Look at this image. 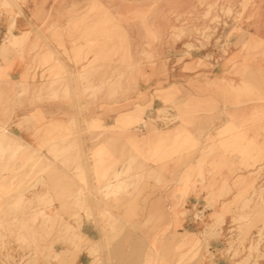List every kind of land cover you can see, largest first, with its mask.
Returning <instances> with one entry per match:
<instances>
[{"label": "rangeland", "instance_id": "obj_1", "mask_svg": "<svg viewBox=\"0 0 264 264\" xmlns=\"http://www.w3.org/2000/svg\"><path fill=\"white\" fill-rule=\"evenodd\" d=\"M29 3L0 0V13ZM56 10L47 30L60 51L30 48V30L0 34V49L31 60L2 90L12 107L0 102V264H75L81 211L138 264L160 250L162 264H264V0ZM13 237L29 257L15 259ZM59 243L74 251L54 253Z\"/></svg>", "mask_w": 264, "mask_h": 264}, {"label": "crops", "instance_id": "obj_2", "mask_svg": "<svg viewBox=\"0 0 264 264\" xmlns=\"http://www.w3.org/2000/svg\"><path fill=\"white\" fill-rule=\"evenodd\" d=\"M75 2V0H74ZM65 0H30L28 5L22 6V14L21 15H12L10 13L1 12L0 13V34L12 31L15 35L20 36L22 33H27L30 30V38L33 39V43L30 40V48L35 44V41H38V45L44 47L42 50H56L60 51L61 48L58 45L50 43L49 37L54 36L53 33H48L47 25H50V21L60 20L63 17L60 15L61 11H57L61 9V4L63 5ZM51 5H53L51 7ZM57 6V8H56ZM13 25V28L11 27ZM11 27V30H10ZM40 31V32H39ZM61 30H59V34ZM39 37V38H37ZM8 46V45H6ZM32 49H30L31 51ZM38 48L35 51H40ZM41 50V51H42ZM31 65L30 56L28 51L24 54H21L20 51L14 47H10L8 49H0V102L2 105L6 103V105H11V101H9L8 95L2 92V90L9 89L11 85H18L23 81V77L25 73L28 71ZM10 100H16L11 95ZM17 102V100H16ZM12 107V105H11ZM18 107L15 104L14 110ZM2 111V109H1ZM13 112V111H12ZM12 112L8 115H12ZM2 114V112H0ZM15 128V131L21 133V135L27 131V129L22 127H14V125H10V128ZM17 136V135H16ZM28 140V137H27ZM29 141V142H28ZM27 143L30 144V140ZM77 183H80L78 179ZM162 192L156 191L154 194V206H161L162 202ZM110 203V202H109ZM113 205V202L110 203ZM108 205L106 206L107 210H112L114 213V208ZM76 211L71 210V216ZM64 219H69L70 221L76 223L66 211L62 212ZM81 223L79 225L80 231L82 235L86 236L88 239L82 244V250L79 253H74L75 264H138L139 260L144 259L143 255H140L139 252L132 253L129 248H125V241L123 239H119L116 243H108L106 239V235L103 233L104 223L100 221V217L97 212L90 217L86 214L85 211L80 212ZM173 216V215H172ZM123 219V218H121ZM178 219V218H177ZM176 217H172L170 221V228L179 226ZM22 224V223H21ZM21 224L16 227H12L14 229V233H19L18 230ZM184 225V223H182ZM27 228V238L28 243H30V219L27 217L26 224ZM16 235V234H15ZM14 235V236H15ZM17 237L12 238L11 245L13 246V255L15 259H19L23 255L26 257L30 256V249H22L20 248L23 244L19 243L16 240ZM101 241V242H100ZM156 243V242H155ZM122 245L121 249L120 246ZM123 248V249H122ZM69 251L72 252L71 245L64 244H56L54 246V253L58 254L59 252ZM152 254V253H151ZM154 255V264H162L160 260L163 259V251L160 252L154 251L152 254ZM224 255H221L223 258ZM3 258V254H0V259ZM153 258V257H152ZM25 264V263H18ZM52 264H58V262H53ZM209 264H227V259H218L213 263ZM261 264V263H260Z\"/></svg>", "mask_w": 264, "mask_h": 264}]
</instances>
